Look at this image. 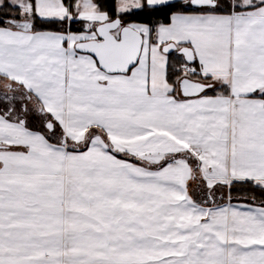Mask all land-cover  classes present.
Here are the masks:
<instances>
[{
	"label": "snow or ice",
	"instance_id": "6c2138e0",
	"mask_svg": "<svg viewBox=\"0 0 264 264\" xmlns=\"http://www.w3.org/2000/svg\"><path fill=\"white\" fill-rule=\"evenodd\" d=\"M0 264H264V0H0Z\"/></svg>",
	"mask_w": 264,
	"mask_h": 264
}]
</instances>
